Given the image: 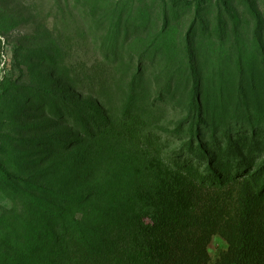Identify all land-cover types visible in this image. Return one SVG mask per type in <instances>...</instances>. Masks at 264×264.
<instances>
[{
    "label": "rangeland",
    "instance_id": "374dc122",
    "mask_svg": "<svg viewBox=\"0 0 264 264\" xmlns=\"http://www.w3.org/2000/svg\"><path fill=\"white\" fill-rule=\"evenodd\" d=\"M162 6L167 9L166 21ZM120 9L125 16H141L149 22L139 35L117 45L120 52L114 61L122 66L106 76L105 88L83 89L80 84L85 81V72L91 75L88 68L102 61L105 54L101 43L107 18ZM123 22L129 24L124 18ZM163 26L170 43L166 53L157 52L146 61L126 51L130 43L150 40ZM185 41L191 44L192 61L185 55ZM263 55L264 0H0V80L6 77L9 83L0 89V167L11 174L14 185L22 179L64 190L94 180L123 186L164 182L176 172L166 157L187 140L186 135L179 139L169 133L177 124L188 123L185 103L191 88L187 80L189 61L195 66L201 115L210 126L203 133L205 139L212 133L219 139L237 134L234 139L245 145L240 146L242 155L231 161L242 170L254 171L264 162V143L251 152L252 133L264 139ZM164 71L180 74L173 78L171 93L162 94L158 109L163 117L153 121L157 122L154 127L166 129L157 132L165 144L159 153L148 152L142 143H114L83 136L69 121L51 116L49 104L44 105L51 97L58 105L66 101L81 108L85 105L97 110L100 106L97 111L104 115L118 111L125 104V83L139 72L152 103L164 81ZM12 85L19 87L22 96L3 98ZM28 92L37 98L27 97ZM100 93L107 100L93 97ZM249 122L257 125L248 126ZM0 180L3 190L11 191L4 179ZM12 208L11 200L0 192V221ZM88 217L99 215L91 212ZM41 219V225L29 223L18 240L25 243L24 249L0 250V264L33 261L43 239L45 247H50L60 236L55 218ZM220 248L224 243L213 238L211 258Z\"/></svg>",
    "mask_w": 264,
    "mask_h": 264
},
{
    "label": "trees",
    "instance_id": "16d2710c",
    "mask_svg": "<svg viewBox=\"0 0 264 264\" xmlns=\"http://www.w3.org/2000/svg\"><path fill=\"white\" fill-rule=\"evenodd\" d=\"M125 15L120 9L107 18L101 43L105 54L102 61L88 68L91 75L85 72V81L80 84L83 89L105 88L106 76L122 66L114 61L120 52L117 45L131 40L134 34L139 35L149 22L141 16L133 19ZM162 15L166 21L165 6ZM165 33L163 26L150 40L130 43L126 51L150 61L157 52L166 53L170 46ZM184 49L192 61L190 42H184ZM187 67V80L191 84L185 103L188 123L177 124L169 133L179 139L186 135L187 140L166 157L175 174H169L164 182L152 181L149 186L94 180L64 190L33 185L22 179L14 185L11 174L0 167V179L11 187V191H4L0 180V192L13 203V208L0 221V250L24 249L25 243L22 245L18 240L29 223L41 225L44 223L41 218L49 216L55 218L60 236L49 248L43 239V244L35 249L33 261L26 264H264V162L254 171L242 170L232 163L231 160L242 155L240 146L245 145L234 139L237 134L219 139L212 133L205 139L203 133L210 126L205 115H201L195 66L188 61ZM179 74V71L162 73L164 81L151 103L141 85L140 72L137 73L125 83L128 92L123 107L106 115L97 111L100 106L97 110L85 105L81 108L66 101L58 105L51 97L44 105L49 104L51 116L69 121L83 136L114 143H142L148 152L159 153L165 144L160 142L157 132L166 129L154 127L157 122L153 121L163 117L158 109L162 94L171 93L173 78ZM5 83L6 77L0 80V89ZM11 94L20 98L23 93L12 85L3 98L8 99ZM26 96L37 98L33 92ZM102 96L100 93L93 97L104 99ZM253 125L257 124L248 123ZM251 138L254 141L251 152H254L264 139L255 133ZM111 199L117 202L116 206L111 205ZM109 203L111 206H107ZM91 212L99 217L89 218ZM215 237L224 243V248L211 258L209 246ZM123 243L127 245L123 247Z\"/></svg>",
    "mask_w": 264,
    "mask_h": 264
}]
</instances>
